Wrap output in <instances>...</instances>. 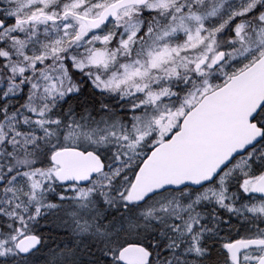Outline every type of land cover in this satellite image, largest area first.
<instances>
[{
	"label": "rangeland",
	"instance_id": "obj_1",
	"mask_svg": "<svg viewBox=\"0 0 264 264\" xmlns=\"http://www.w3.org/2000/svg\"><path fill=\"white\" fill-rule=\"evenodd\" d=\"M114 1L98 0L91 6L86 0H2L3 12L13 3V16L21 24L9 28L1 35L4 67L2 76L0 73V85L6 89L8 95L17 96L21 93L22 83L25 82L24 85L29 88L26 111L35 117L32 119L37 128L53 127L47 124L50 121L44 117L47 112H44L43 105L56 104L78 91L75 77L68 65L84 74L97 91L122 95L131 100L136 109L137 115L133 117L131 128L125 127L123 121L120 125L103 121L101 128L95 126L81 132L77 131V125H71V130L78 134L69 131L60 143L61 146H72L84 151L89 148L94 151L107 148L111 154L110 160L116 163L115 171L100 175L88 188L66 189L68 196L61 198L63 204H69L68 207L74 210L72 220L81 222H86L90 211L95 209L94 206L105 204L106 194L101 201V194L95 192L100 193L111 187L113 179L122 171H127L132 165V160L141 157L148 144L150 146L161 139V136L169 135L198 100L210 93L211 89L223 85L239 71L230 65L251 53L257 55L264 52V11L261 13V7L257 8L264 0H211L208 6L210 9L204 11H201L200 5L195 11L205 13L214 24L210 22L212 28H206L203 22L198 23V26L192 29H198L194 33L188 32L186 22L182 21L185 26L183 23L180 26L176 24V28L168 29L167 32L146 31L139 34L143 22L133 17L135 13L132 9L119 13L112 35L107 32L91 34L83 23L72 17L60 20L66 12L95 18ZM168 4V0H154L146 10L164 9ZM254 10L252 26L250 21H241L243 16L251 14ZM39 15L59 21L29 26L22 23L23 20L37 18ZM201 15L202 13L196 15L198 22ZM10 16L8 13L7 17ZM218 21L220 26H217ZM257 26L258 31L246 38ZM200 28L204 31L201 32ZM226 35L230 39H226ZM203 40H209V46H204L201 56L206 59L212 56V62L217 53L210 56L207 54L213 50L214 41L227 51V59L225 57L224 63L216 72L222 75L214 81L213 86L210 77L202 79L199 86L188 93L184 92L183 97L180 96L182 93H177L178 101H174L178 83H181L179 87H184L183 80L175 71L180 74L182 59L193 56L197 60ZM250 40H256L259 44L240 50L241 43L247 44ZM190 64V61H186L183 68L187 75H190L193 69ZM201 76L197 75L198 78ZM189 83L193 86L195 81L189 79ZM3 137L4 131L0 128V143ZM123 163L122 168L120 165ZM52 178L57 181L54 168L48 173L25 174L23 179L38 185L39 182L50 183ZM21 179L11 184L14 187L13 194L22 187L24 180ZM63 194L62 192L61 196ZM97 196L100 201L92 198ZM25 203L33 210L32 202L27 197ZM16 235L17 232L0 238L1 258H9L15 254Z\"/></svg>",
	"mask_w": 264,
	"mask_h": 264
},
{
	"label": "trees",
	"instance_id": "obj_2",
	"mask_svg": "<svg viewBox=\"0 0 264 264\" xmlns=\"http://www.w3.org/2000/svg\"><path fill=\"white\" fill-rule=\"evenodd\" d=\"M86 1L91 6L98 2V0ZM261 10H263V7H261ZM252 19L253 17L248 15V20ZM111 26L112 24L103 27L98 33L102 34L107 32L110 34L112 32ZM227 38L230 37L226 35ZM251 44L254 45L255 43L252 42ZM252 57L253 59L251 60ZM255 58L256 55L251 53L232 66L242 69L250 65ZM3 67L4 60H2L0 67L1 76ZM68 68L75 77L78 91L73 95L66 96L65 99L58 101L56 104L47 103L43 105L44 112H47V114L44 113V117L50 121L47 124L53 127L44 129L37 128L36 123L32 119H35V117L27 113L26 105L28 104L29 88L24 85L25 82L22 83L21 93L17 96L8 95L6 89L0 85V128L3 129L5 135L2 143H0V207L2 211L0 213V238L11 233H18V230H26L28 227L27 224L34 218V221L50 218L53 216V213H57L56 216L50 219V223H47V229L43 234V239L47 238V241L54 243L48 251L44 252L40 247L36 253L37 256L28 260L19 256H11L9 258L0 257V264H78L79 261H83L84 259L83 255L77 251L84 250L87 246V241H71V236L66 234L64 238L61 236L64 241L58 238L62 226L72 227L74 224L71 220L72 213L69 212L66 214V210L70 209L69 207H66L64 211L59 213V209L64 208L66 205H63L61 198L68 196V193H66V189L68 188L60 187L58 182L53 178L50 183L39 182L38 185L29 183L28 180L23 178L25 174L33 172L48 173L53 168L50 164V156L55 150L62 147L60 143L62 139H65V134L69 131L78 134L75 130H71V125H77V131L80 130L81 132L95 126L101 128L103 121L122 124V121H129L131 111H126V108L131 107L132 103L120 95L97 91L84 74L75 71L71 65H68ZM217 78L219 76L210 77L212 86ZM189 79L195 81L194 88L202 82L195 76L189 78L184 75L183 83L185 90H189V86L191 85ZM179 83L178 89L174 92V101H178L177 93H182L180 95L181 97L184 96V90L181 91L182 87H179ZM185 92L187 93V91ZM258 124L264 129V107L260 112ZM92 133L95 134L94 131ZM262 142L261 148L264 150V140ZM145 148H148V146ZM89 150L94 151L91 148ZM95 152L106 165L105 174L115 171L116 163L114 164V160H110L111 154L110 151H107V148L95 150ZM254 155L256 154L254 153ZM239 161H235L226 172L234 170ZM138 165L139 158L135 161L132 160V165L129 169L119 173L111 182V187L115 188L113 209L109 207L106 212V206L104 204L94 206L96 209V216L94 218L98 224L100 225L106 220L108 222L105 225L107 227L103 231L104 234L108 235V239H100L95 244L99 255L96 256L94 264L106 263L100 254L102 250L112 249L118 251L129 244L145 245L152 251H183L186 249L180 244V240L175 237L168 238L167 234L169 232L165 231L168 230L167 225H164L165 230L157 226L165 223L164 220L163 223H154L153 221L147 220L145 223L144 219L137 213L140 207L134 208L128 202H122L121 196H127L129 185L134 178ZM120 166L123 168L124 163ZM20 178L24 180L21 184L22 187H19L20 189L16 190L13 194L14 187L11 184ZM120 188L122 189L121 191H119ZM62 192L64 194L61 196ZM118 196L120 198H116ZM25 197L32 202L31 207L33 210L25 205ZM233 203L234 200L228 198L224 208L225 232L228 231L226 236L231 239H234L236 236L237 232L234 227L237 225L235 223L238 222V218H235L231 211ZM56 204H59V207H54ZM28 211H31L33 216ZM5 212L10 213L9 216H5ZM12 214L13 216L10 218ZM239 217H242V215H239ZM209 226L211 229H214L220 225L219 223H210ZM230 226L233 228L229 229ZM223 240L219 241L226 243L228 241L226 238ZM202 242L208 243V239H203ZM160 257L164 258V261L159 264H170L174 258L170 254L160 255ZM79 264L85 263L79 262Z\"/></svg>",
	"mask_w": 264,
	"mask_h": 264
},
{
	"label": "flooded vegetation",
	"instance_id": "obj_3",
	"mask_svg": "<svg viewBox=\"0 0 264 264\" xmlns=\"http://www.w3.org/2000/svg\"><path fill=\"white\" fill-rule=\"evenodd\" d=\"M210 1L211 0H168L169 4L166 5L164 9L148 11L146 10L147 5L144 8L136 9V11H138L140 21L143 22V25L150 26V31L152 32H167L168 29L176 28V24L180 26V24L183 23L182 21H185L188 27L185 26L184 23L183 26L187 28L188 32L194 33L198 29L194 31H192V29L201 22H203L206 28H212V26L209 25L212 19L203 12L195 11L200 5L201 11L209 10L210 8L208 6L210 5ZM12 4L13 3H11L7 11L3 12L2 0H0V21L5 23L4 30L0 31V67L2 64L1 35L9 28L21 24L16 17L13 16V9L15 6ZM8 13L11 15L10 17H7ZM199 13H202V15L198 22V20H196V15ZM67 14L66 16L72 18L76 17L74 13L69 12ZM47 18V16L39 15L37 18L30 17L28 20H23L22 23L29 26L32 24L52 22L47 20ZM220 24L221 23L218 21L217 26H220ZM200 31L203 32L204 30L200 28ZM206 44L209 46V40H203L201 42L199 47L200 52ZM204 57L205 56L198 57L196 60L202 75L207 72L210 64V59ZM188 58L192 59L193 56H189ZM126 109V111H130L135 108L131 106ZM162 140H164L163 137H161L158 143L163 142ZM237 160L240 161L237 163L234 170L229 172L223 170L212 184L203 188L194 190L190 187H185L179 190H167L141 203L133 205L129 203L134 206V208H141H139L137 213L144 219L145 223L146 220L153 221L154 223H163V219L165 223L157 226L164 229V225H167L168 230H164L169 232V234H167L168 238L175 237L181 241V245L186 247L184 251H152L147 246L142 245L141 247L144 248L145 254L148 256L145 264H159L164 261V258H159V256L165 254L174 256L170 264H233L229 253L230 247L237 242L248 241H254L256 246L247 251L240 252L238 254L239 263L256 264L264 258V197L257 194L254 187L264 176V156L260 153L254 155L249 150L243 156L234 160L232 164ZM121 190L120 188L119 191ZM95 194H101V201H103V197L106 194L104 201L106 212L109 207L113 209L115 188L107 187L105 191H101L100 193L97 191ZM98 198L99 196L95 199L98 200ZM116 198L120 197L118 196ZM228 198L234 200L231 211L233 216L238 218V222L235 224L239 227L237 225L234 227L237 232L234 239L228 238L226 236L228 231L225 232L224 208ZM121 199L122 202H127V196H121ZM68 205L69 204H66L65 207H68ZM54 207H59V204H56ZM59 210L60 213L64 208ZM95 210L96 209L90 211L89 218H87L86 222H81L80 220L75 221L71 218L74 222L72 227H66V225H64L61 227V232L58 234V238L63 241L64 239L62 238H64L65 234L71 236V241H87L85 249L77 251L84 257L83 261L79 262L85 264L95 263L96 256L99 255L95 245L97 241L105 238L108 239V235L103 232L108 222L106 220L99 225L94 218L96 216ZM1 212L0 207V213ZM28 212L33 216L31 211ZM69 212L73 215L74 210H66V214ZM9 214L10 213L5 212L4 215L9 216ZM56 215L57 213H53V216L50 218H43L36 221H34V218L27 224L28 227L26 230H18L19 234L17 233L15 236L16 241L25 235L35 236L39 241L36 251L22 258H26L27 260L30 258L32 259L34 256H37L36 253L39 251L40 247L46 252L54 245L52 241H47V238H44V240L43 234L47 229V223ZM239 215H242V217H239ZM12 216L13 214L10 218ZM210 223H219L220 226L211 229L209 226ZM231 228L233 227L230 226L229 229ZM61 236L63 237L61 238ZM225 238L228 239L227 243L219 241ZM203 239H208V243H203ZM45 243L46 245H44ZM119 253L120 250L114 251L112 249H105L100 252L101 257L106 261L105 264H120L118 261Z\"/></svg>",
	"mask_w": 264,
	"mask_h": 264
},
{
	"label": "water",
	"instance_id": "obj_4",
	"mask_svg": "<svg viewBox=\"0 0 264 264\" xmlns=\"http://www.w3.org/2000/svg\"><path fill=\"white\" fill-rule=\"evenodd\" d=\"M148 0H118L95 19H82L89 30L96 31L116 20L118 12L130 6H143ZM5 24L0 21V30ZM219 54L214 66L223 62ZM264 107V55L252 66L232 77L224 86L202 100L182 120L180 129L168 141L157 146L138 168L128 194V201L141 203L166 190L190 187L194 190L212 183L237 156L261 138L252 120ZM57 168L59 185L87 186L105 171L104 162L93 152L61 149L50 157ZM264 197V179L256 186ZM39 241L25 236L16 243V253L27 256L36 251ZM256 246L255 242H238L229 249L233 264L238 254ZM143 247L128 245L119 255L120 264H145ZM258 264H264V259Z\"/></svg>",
	"mask_w": 264,
	"mask_h": 264
},
{
	"label": "bare ground",
	"instance_id": "obj_5",
	"mask_svg": "<svg viewBox=\"0 0 264 264\" xmlns=\"http://www.w3.org/2000/svg\"><path fill=\"white\" fill-rule=\"evenodd\" d=\"M129 245H131V244H129ZM132 245H137V244H132ZM126 246H128V245H126ZM126 246H125V247H126ZM140 246H141V245H140Z\"/></svg>",
	"mask_w": 264,
	"mask_h": 264
}]
</instances>
